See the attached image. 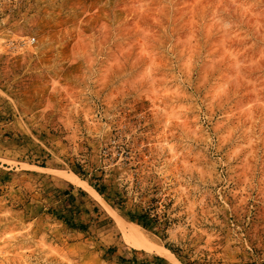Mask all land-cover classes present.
I'll return each instance as SVG.
<instances>
[{"label": "rangeland", "instance_id": "obj_1", "mask_svg": "<svg viewBox=\"0 0 264 264\" xmlns=\"http://www.w3.org/2000/svg\"><path fill=\"white\" fill-rule=\"evenodd\" d=\"M73 175L172 264H264V0H0V264L126 244Z\"/></svg>", "mask_w": 264, "mask_h": 264}, {"label": "crops", "instance_id": "obj_2", "mask_svg": "<svg viewBox=\"0 0 264 264\" xmlns=\"http://www.w3.org/2000/svg\"><path fill=\"white\" fill-rule=\"evenodd\" d=\"M56 193L58 198L51 199L50 204H61L57 206V208L63 209L65 213L76 209L77 214L75 217L78 221L84 218V213L89 212L90 216H88V218L91 219V223L97 224L100 229L110 228V221L113 220V216L110 212H112L113 215L114 212L112 211V207L102 198L101 195L98 194L109 208L103 204V202L99 201L97 197L93 196V194H91L86 188L80 185L75 186L72 182H60L59 184H56ZM141 253L148 252L146 250L135 249L128 244L118 245L113 243L105 248L104 256L107 258L108 264H172V262L155 251L153 252V254L156 255L154 258L145 254L142 257L143 260L140 259Z\"/></svg>", "mask_w": 264, "mask_h": 264}, {"label": "bare ground", "instance_id": "obj_3", "mask_svg": "<svg viewBox=\"0 0 264 264\" xmlns=\"http://www.w3.org/2000/svg\"><path fill=\"white\" fill-rule=\"evenodd\" d=\"M69 179L71 181L81 185L82 187L86 188L91 194H93V196L97 197L99 199V201L103 202V204L108 206L105 203V201L98 195V193H96V191H94V189L90 185H88L86 182L81 181L75 175L70 176ZM108 208H109V206H108ZM114 215L119 222V227H120V230L124 236L126 244L132 246L135 249L146 250V251H149V250L157 251L160 255L165 257L167 260H169L172 263H175L176 259L173 256V254L168 249L163 248V247L153 243L152 241H150L146 237L144 232L142 231V227H140L139 225H135V224L130 225V226H126L125 223L121 219H119L118 215H116L115 213H114Z\"/></svg>", "mask_w": 264, "mask_h": 264}, {"label": "trees", "instance_id": "obj_4", "mask_svg": "<svg viewBox=\"0 0 264 264\" xmlns=\"http://www.w3.org/2000/svg\"><path fill=\"white\" fill-rule=\"evenodd\" d=\"M91 184V183H90ZM94 187H97L96 185L91 184ZM104 188H98V192L103 196L104 195ZM145 216L142 215V217L140 219L137 220V223L142 225L143 227H147V224L145 222H142L144 220ZM136 219V218H135Z\"/></svg>", "mask_w": 264, "mask_h": 264}]
</instances>
